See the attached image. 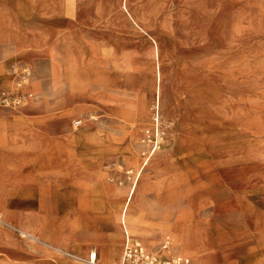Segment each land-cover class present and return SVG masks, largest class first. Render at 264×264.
Returning <instances> with one entry per match:
<instances>
[{"label": "rangeland", "instance_id": "rangeland-1", "mask_svg": "<svg viewBox=\"0 0 264 264\" xmlns=\"http://www.w3.org/2000/svg\"><path fill=\"white\" fill-rule=\"evenodd\" d=\"M77 2L70 10L80 21L74 39L51 41L57 54L50 61H14L13 86L0 89V96L27 93L8 107L0 102L16 128L31 123L16 110L28 100L38 107L47 102L49 126L66 121L49 137L47 152L33 151L31 169L29 152L9 151L0 130V213L14 226L0 221V264H91L93 249L104 261L100 241L113 261L127 235L190 264H220L181 249L182 233L192 226L188 216L212 254H234L222 264H264V0ZM71 93L78 109L73 95L58 105ZM156 93L165 136L145 161L142 139L153 124ZM164 110L173 112L176 132ZM159 156V167L147 168ZM25 168L48 177L37 181L35 208L13 181ZM59 178L74 179L67 185L75 193L72 210L59 204ZM108 184L117 196L108 195ZM219 195L228 201L221 213L211 202ZM14 201L20 205L11 207Z\"/></svg>", "mask_w": 264, "mask_h": 264}, {"label": "crops", "instance_id": "crops-1", "mask_svg": "<svg viewBox=\"0 0 264 264\" xmlns=\"http://www.w3.org/2000/svg\"><path fill=\"white\" fill-rule=\"evenodd\" d=\"M71 1L72 2L68 3L66 6V0H0V89L3 88L5 90H9L13 86V76L8 73V70L10 69L11 65H14V61L27 63L29 61H33L34 57L50 61L51 57H54V55L57 54V52L54 51L57 48L54 45L55 42L50 43L51 41H57V39H61V37H64L65 39H74L73 32L77 28L76 24H78L80 21L75 18L74 13H70V10L71 8H74L76 2L80 0ZM122 1L123 0H121V3ZM121 3L120 7L122 6ZM79 4L80 3H78V5ZM67 7H69V10ZM158 84L161 88V84ZM155 86H157L156 79ZM162 86V93H164L163 83ZM28 89H31V87H28L27 90ZM72 95L75 98V100L72 101V104H74L75 108L78 109L79 105L76 106V104L79 103V97L75 93L66 94L65 97L58 103V105L71 103L68 101V96ZM141 103L142 101L140 104ZM144 103L146 110L150 114V104L145 101ZM77 109H75V111ZM16 110L17 112L30 115L31 123L25 128H16L15 125H12L11 123V114H8L7 112H4L0 109V130H2V134L6 139V144L8 145L9 151L26 149L29 152L30 163L26 167L31 169V164L33 162V151L39 149L40 151H44V153L47 152L49 149V137L57 132L60 123H66V121H57L49 126L48 120L50 116L47 115V112L50 110L47 102H43L41 106L38 107L33 105L32 100H28L22 105L18 106ZM34 121L36 124H34ZM76 121L78 120L73 121V126H76ZM143 122L145 124V120L140 122L141 125ZM141 128L142 126L139 127V130H141ZM34 131H41V133H44V135H41L40 138L34 137ZM43 136H45L46 139L45 137L43 138ZM170 142L171 141H169L168 145H170ZM92 153L85 154L84 156L90 155ZM156 158L158 161L154 163L153 160L155 158L151 159L147 163V168H152L153 166L159 167V161H161V157L159 156ZM151 162L152 165L149 166V163ZM77 164L73 166L74 171L78 169ZM27 168L23 169L25 171V174H21L23 176L17 175L18 177L13 179V181L17 183L20 188L21 193L19 194L23 197H26V199H24V203L35 208L38 202V194L36 192L37 181L47 180L48 177L47 175H32L30 170L28 173H26ZM142 172L145 173V169L140 171V173ZM139 176L137 180L139 179ZM59 179V204L62 210H72L75 206V193L71 192L67 185L70 184V182H72L74 179L67 178L65 181H63L61 178ZM22 180H24L25 183H22ZM33 181H36L35 185L32 183ZM136 183L126 192L129 194V197H133L135 195ZM105 186L110 197L117 196L115 191L117 188L113 186V190L111 188L112 185L108 184ZM223 197L224 196L219 195L216 196V198L214 197L211 201L215 208L220 211V213L223 209L226 211V205L228 204V201H225L224 199L226 197ZM19 205L20 204L15 201L10 204L11 207H18ZM186 220L192 221V226L182 233V239L180 241L181 249L185 248V250L192 251L196 259H199L200 262L208 261L210 257L220 264H222V262L227 258L234 260V254L225 252L219 254V251L215 254H212V251L204 244V240H202L201 236L202 233L198 232L194 218H190L188 216ZM244 221L249 223L247 220ZM162 222H164V219ZM110 229L114 230L117 229V227L115 225H111ZM93 246L94 248H97L96 243H92V247ZM74 248L77 255L83 256V253L78 250V246ZM91 254H95L97 257L96 263L94 264H111L119 259L116 258L110 262L100 261L96 251L95 253ZM69 261L74 264L77 263V261L73 259H69Z\"/></svg>", "mask_w": 264, "mask_h": 264}, {"label": "built area", "instance_id": "built-area-1", "mask_svg": "<svg viewBox=\"0 0 264 264\" xmlns=\"http://www.w3.org/2000/svg\"><path fill=\"white\" fill-rule=\"evenodd\" d=\"M21 82H18V86L21 87L26 82V76H22ZM20 95H14L10 93H2L0 96V102L4 107L10 106V104L17 101V97L24 98L27 93L19 90ZM152 126L147 128L144 132L142 141L149 147L148 151L144 154L147 161L149 157L161 147L165 136V129L163 128L159 105H156L153 112ZM171 245V241L167 240L163 244V249L168 248ZM96 261V255L91 254L90 263L94 264ZM111 264H190V259L185 256H166L161 250L151 251L148 250L141 241L132 238L130 235L126 236L124 248L121 257Z\"/></svg>", "mask_w": 264, "mask_h": 264}, {"label": "bare ground", "instance_id": "bare-ground-1", "mask_svg": "<svg viewBox=\"0 0 264 264\" xmlns=\"http://www.w3.org/2000/svg\"><path fill=\"white\" fill-rule=\"evenodd\" d=\"M155 100H156V102H157V105H159V107L160 106H162L161 105V100H160V95L158 94V93H156L155 94ZM140 112H141V108L139 107V109L137 110V113H138V115L140 114ZM164 115H165V117L166 118H168V119H170V120H172V122L174 123V128L172 129L174 132H176V129H177V121H176V118H175V116H174V114H173V112L171 111V112H169V111H166V110H164ZM150 123V121H148V124ZM80 124V122L78 121H76L75 122V125H79ZM68 127V126H67ZM146 127V126H145ZM172 128V127H171ZM170 128V129H171ZM147 164V163H146ZM143 186V185H142ZM9 216V215H8ZM126 217V216H125ZM129 217V216H128ZM10 218H11V216H10ZM9 217H6V216H4L2 213H0V221L1 222H4V223H6V224H8V225H10V226H12V227H14L13 225H11L10 224V222L9 221H12V219H10ZM17 230H19L21 233H22V235H25V236H30V234L31 235H33L34 237H36V235L33 233V232H30L29 230H24V229H20V228H17V227H15ZM47 243H49V245H53V244H51L50 242H48L47 241ZM100 244H101V252H102V258L101 259H103L104 261H107V262H109L110 260H112L113 258H114V255H113V253H112V250H111V248H109V245H106V244H104L102 241H100ZM147 248V247H146ZM95 249H93V250H90L89 251V257L88 258H91L90 257V254L91 253H95ZM97 252V251H96ZM122 255V254H121ZM78 256V255H77ZM81 257V256H80ZM97 258V257H96ZM99 258V257H98ZM95 263H96V261H95Z\"/></svg>", "mask_w": 264, "mask_h": 264}]
</instances>
